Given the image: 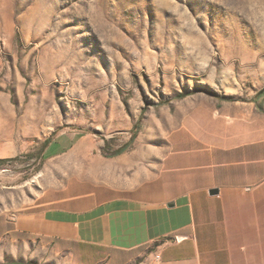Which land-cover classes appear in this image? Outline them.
<instances>
[{
  "label": "rangeland",
  "instance_id": "rangeland-1",
  "mask_svg": "<svg viewBox=\"0 0 264 264\" xmlns=\"http://www.w3.org/2000/svg\"><path fill=\"white\" fill-rule=\"evenodd\" d=\"M263 98L264 0H0V219Z\"/></svg>",
  "mask_w": 264,
  "mask_h": 264
},
{
  "label": "crops",
  "instance_id": "crops-1",
  "mask_svg": "<svg viewBox=\"0 0 264 264\" xmlns=\"http://www.w3.org/2000/svg\"><path fill=\"white\" fill-rule=\"evenodd\" d=\"M260 102L173 126L149 169L124 147L115 171L46 186L0 219V264H264Z\"/></svg>",
  "mask_w": 264,
  "mask_h": 264
},
{
  "label": "water",
  "instance_id": "water-1",
  "mask_svg": "<svg viewBox=\"0 0 264 264\" xmlns=\"http://www.w3.org/2000/svg\"><path fill=\"white\" fill-rule=\"evenodd\" d=\"M216 189H213L211 192H216ZM182 237L178 236L177 239H181Z\"/></svg>",
  "mask_w": 264,
  "mask_h": 264
},
{
  "label": "built area",
  "instance_id": "built-area-1",
  "mask_svg": "<svg viewBox=\"0 0 264 264\" xmlns=\"http://www.w3.org/2000/svg\"><path fill=\"white\" fill-rule=\"evenodd\" d=\"M155 258H156V259H158V258H159V255H158V254H156V255H155Z\"/></svg>",
  "mask_w": 264,
  "mask_h": 264
},
{
  "label": "trees",
  "instance_id": "trees-1",
  "mask_svg": "<svg viewBox=\"0 0 264 264\" xmlns=\"http://www.w3.org/2000/svg\"><path fill=\"white\" fill-rule=\"evenodd\" d=\"M117 152H119V151H116L114 154H116Z\"/></svg>",
  "mask_w": 264,
  "mask_h": 264
}]
</instances>
